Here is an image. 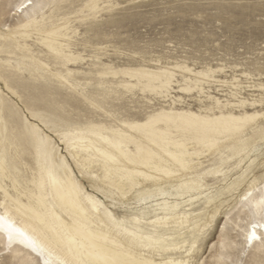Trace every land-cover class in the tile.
Returning <instances> with one entry per match:
<instances>
[{
	"label": "rangeland",
	"instance_id": "rangeland-1",
	"mask_svg": "<svg viewBox=\"0 0 264 264\" xmlns=\"http://www.w3.org/2000/svg\"><path fill=\"white\" fill-rule=\"evenodd\" d=\"M21 1L0 0L1 32L23 17L24 14L17 12ZM114 1L118 4L90 18L92 15L87 17L77 12L81 0H34L42 5L36 11L39 18L45 14V23H49L51 15L69 14L78 29L73 49L85 54V60L72 66L84 72L70 77L76 89L59 86L57 79L23 56L13 38L2 41L0 53L15 68L0 67V74L16 94L6 89L0 93V158L6 157L10 173L23 184L38 160L49 167L67 161L84 191L100 200L102 211L116 217L150 219L175 210L191 213L189 229L183 235L173 234L171 240L179 241V246L186 244L181 251L174 254L159 247L142 250L157 260L182 254L192 257L194 264H264V235L250 252L242 254L244 229L257 215L244 208L238 197L254 177L264 188V139L236 153L222 146L215 156H203L194 172L183 173L176 179L143 182L126 197L99 178L98 167L92 171L82 169L74 160L70 146L72 126L88 119H100V115L103 119L110 118L99 107L122 116L142 117L147 110L170 102L194 109L210 103L199 93L178 97L176 83L168 98L144 95L139 90L128 92L115 85L101 87L93 74L95 62L127 65L160 60L165 65L185 61L195 68L222 65L226 69L221 79H229L235 72H249L251 79L241 77L246 88L244 95L253 93L247 86L264 81V0ZM38 40L35 35L30 42L34 51L53 69L59 68L62 62L38 44ZM221 87L207 88L210 93L225 98L227 87L218 91ZM6 182L10 184L9 180ZM214 211L218 212L210 223L209 212ZM194 223H199L201 228L193 227ZM169 224L174 222L171 220ZM141 227L148 230L152 225L144 223ZM193 243L195 248L185 251ZM3 248L0 235V264H39L36 256L27 250L14 245Z\"/></svg>",
	"mask_w": 264,
	"mask_h": 264
},
{
	"label": "bare ground",
	"instance_id": "bare-ground-1",
	"mask_svg": "<svg viewBox=\"0 0 264 264\" xmlns=\"http://www.w3.org/2000/svg\"><path fill=\"white\" fill-rule=\"evenodd\" d=\"M25 2L22 0L17 6V12L24 14L20 21L6 32L0 31V45L3 40L13 38L23 56L57 79L59 86L76 89L70 77L84 72L72 66L85 60V54L73 49L78 29L74 27L72 17L69 14L51 15L49 23H45L44 13L39 18L36 9H19ZM115 4L118 2L114 0H81L77 12L95 18L104 8ZM35 35L39 39L38 44L62 62L59 68L53 69L34 51L30 42ZM4 66L15 68L11 60L0 53V67ZM94 68L93 74L101 87L115 85L128 92L139 90L144 95L168 98L176 83L178 97L199 93L210 102L198 109L177 107L170 102L147 110L142 117L122 116L99 107L109 119L100 115V119H88L72 126L70 146L76 163L84 170L92 171L98 167L99 178L123 197L141 187L143 182L176 179L183 173L194 172L203 156H215L222 146L236 153L264 139V81L246 85L253 93L244 95L246 88L241 77L251 79L249 72H235L229 79H221L220 75L226 69L222 65L195 68L185 61L164 65L160 60L127 65L101 61L95 62ZM211 85L222 86L218 91H224L223 86L227 87L225 98L210 93L207 87ZM5 89L16 94L0 74V93ZM8 180L10 184L6 182ZM0 194V215L10 217L17 228L43 245L45 251L34 250L22 242L18 234H14L9 245L6 233L0 232L3 249L13 245L20 247L34 254L39 264L46 261L47 264H61L65 260L71 264H89L100 251L130 264H194L189 255H169L157 260L153 254L142 251L157 247L166 252L174 251V254L181 251L186 244L179 246V241L171 240L173 234L183 235L189 229L191 213L175 210L146 219L128 215L116 217L111 212H104L100 200L81 187L67 161L60 166L49 167L43 160H38L31 176L23 184L10 173L6 157L2 155ZM238 197L244 208L257 215L244 229L242 254L246 255L263 240L264 235V211L260 208V202L264 201V188L260 187L259 179L254 177ZM217 212H209L210 223ZM171 220L174 224H169ZM144 223L152 227L148 230L142 228ZM193 227L201 228V225L194 223ZM252 231L259 239H249ZM193 244L185 251L190 252ZM1 254L2 250L0 260Z\"/></svg>",
	"mask_w": 264,
	"mask_h": 264
},
{
	"label": "snow or ice",
	"instance_id": "snow-or-ice-1",
	"mask_svg": "<svg viewBox=\"0 0 264 264\" xmlns=\"http://www.w3.org/2000/svg\"><path fill=\"white\" fill-rule=\"evenodd\" d=\"M39 7H42V5L34 4L33 0H26L25 3L20 4L19 9L24 11L29 8L36 9ZM65 135L67 136L70 134L65 133ZM260 208L262 211H264V201L260 202ZM0 232L6 233L8 237L9 245H11V242L14 238V234H18L19 237L22 239V242H26L34 250L39 251L41 253L45 251L43 245L38 244L36 240L28 236L21 229L17 228L13 223V221L11 220V218L5 215H0ZM131 235H135V233H132ZM249 239H259V237L256 236L255 231H252ZM56 242L59 243V240H57ZM72 242L74 243L75 241L73 240ZM192 247L195 248V244H193ZM45 264H47V261L45 262ZM61 264H71V262L65 260L62 261ZM89 264H130V262L118 260L114 256L109 255L106 252L100 251L97 253L96 257L89 262ZM131 264H140V262H131Z\"/></svg>",
	"mask_w": 264,
	"mask_h": 264
}]
</instances>
